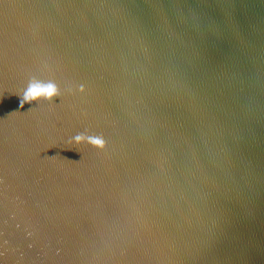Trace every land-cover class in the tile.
Returning a JSON list of instances; mask_svg holds the SVG:
<instances>
[{
  "label": "water",
  "instance_id": "1",
  "mask_svg": "<svg viewBox=\"0 0 264 264\" xmlns=\"http://www.w3.org/2000/svg\"><path fill=\"white\" fill-rule=\"evenodd\" d=\"M0 264H264V0H0Z\"/></svg>",
  "mask_w": 264,
  "mask_h": 264
},
{
  "label": "clouds",
  "instance_id": "2",
  "mask_svg": "<svg viewBox=\"0 0 264 264\" xmlns=\"http://www.w3.org/2000/svg\"><path fill=\"white\" fill-rule=\"evenodd\" d=\"M79 91H85L83 85L79 87ZM16 94L20 97V107L23 108L26 103L32 104L33 102L37 103L40 101L51 103L54 98L61 96V90L54 80L42 81L36 77H32L29 79L27 86L21 92ZM68 143L75 145L87 144L98 150H104L106 148V140L102 135H89L87 132L77 133L68 141ZM56 157L57 156L46 158L53 159Z\"/></svg>",
  "mask_w": 264,
  "mask_h": 264
}]
</instances>
